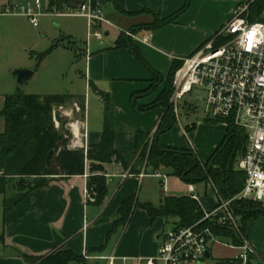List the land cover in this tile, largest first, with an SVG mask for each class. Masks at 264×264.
I'll return each instance as SVG.
<instances>
[{
	"label": "crops",
	"instance_id": "obj_1",
	"mask_svg": "<svg viewBox=\"0 0 264 264\" xmlns=\"http://www.w3.org/2000/svg\"><path fill=\"white\" fill-rule=\"evenodd\" d=\"M24 1L26 0H0V7ZM211 2L227 4L230 6L229 10L219 18V23L214 29H198L195 26L198 23L204 24V21L201 20L203 18L199 19L201 14L195 19L192 18L194 7L198 3ZM187 5L188 0H115V4L104 7L105 17L113 27L104 26L102 32L106 41L91 40L82 55L86 86V112L83 122L88 134V149L98 145L102 137L105 104L100 93L107 94L110 99L109 120L115 132L116 150L134 152L137 133H149L154 137L165 115V109L157 106L141 110L138 107L150 106L157 101L165 89V74L168 72L169 75L173 62L183 61L211 42L241 3L237 0H190L188 7L184 9ZM146 11L156 14L161 20H169L174 16H177V19L162 28L153 29L151 25L154 16L145 13ZM18 18L26 17L4 16L3 24L11 29L19 24ZM132 31H138L136 34L139 41L133 42L146 65L138 61L129 48L115 49L121 34ZM179 32L198 35V38L191 46L178 52L173 48V38H176ZM146 37L149 41L143 43L142 39ZM2 54L0 49V58ZM82 60H78L79 65ZM153 72L163 78L157 93L150 96L138 95L150 88ZM14 73L12 69L0 67V74L7 81V85H4L3 78H0V90H3L4 86H13L14 80L7 76H14ZM76 94L82 93H69L74 97H82ZM8 96L11 95L0 93V111L3 110ZM62 113L61 111V118L66 117ZM187 127L185 130L181 126L186 142H183L182 138L179 141L171 139L166 134L161 135L160 142L167 148L192 150L195 153L196 149L193 144L191 147L189 142L190 132L194 134L196 128L192 125ZM4 129L5 121L0 119V134ZM90 166L91 163L86 161L83 176L56 177L48 187L29 194L20 191L15 187L16 182H13L6 194L0 195V264H26L25 256L45 257L56 251H71L83 257L84 264H106L105 258L110 255L130 259L154 257L164 235L178 228V220L153 219L145 210L137 207L127 225L116 229L114 223L118 210L127 197L136 196L140 205L151 203L158 207L167 197H191L189 188L193 186L205 213L213 211L219 203L216 190L211 184L187 185L179 178L169 176L165 169L159 170L162 177L149 172L142 178L141 174L145 173V169H142L139 175H133L131 169L125 170L122 164L112 162L104 166L103 176L108 185V195L104 203L86 206L87 184L92 175ZM144 186L147 195L140 199L139 192ZM247 240L256 252L251 264H264V218L250 221ZM237 253L235 248L216 245L210 249V257L200 264L206 259H213L217 264L233 261Z\"/></svg>",
	"mask_w": 264,
	"mask_h": 264
},
{
	"label": "trees",
	"instance_id": "obj_2",
	"mask_svg": "<svg viewBox=\"0 0 264 264\" xmlns=\"http://www.w3.org/2000/svg\"><path fill=\"white\" fill-rule=\"evenodd\" d=\"M92 1L95 7L115 4V0ZM189 2L190 0H188V5ZM249 2H253L249 9L252 19H259L264 11V0H250ZM48 6L50 11L57 12L74 8L72 0H48ZM145 13L154 16V22L151 25L153 29L162 28L177 19V16H174L169 20H161L150 11ZM137 32L132 31L134 34ZM217 35L218 33L215 37ZM57 47V45L53 46L49 52ZM124 48H129L138 61L146 65L139 50L134 46L133 40L122 33L115 49ZM182 64L183 61L175 60L173 62L165 89L154 104L138 107L141 110L157 106L163 107L165 115L153 140L149 133L136 134V149L132 153L120 152L115 149V132L109 120L110 99L107 94L99 92L105 104L101 141L98 145L91 146L87 152L84 149L70 150L68 148L69 138H67L69 132H60L54 125V109L63 107L74 100L80 103L81 112L85 118L86 102L84 97L71 95L42 97L24 95L22 92L8 96L3 110L0 111V119L4 118L5 120L4 132L0 134V195H5L13 182H16L15 187L20 191L29 194L37 189L48 187L56 177L83 176L86 170V161H89L92 175L88 179L87 189L91 194L94 192L97 194L96 204L98 205H102L108 195L107 179L103 173L104 166L112 162L122 164L125 170L131 169L130 172L133 175H139L142 169H145L146 174L165 169L169 176L179 178L187 185L211 184L216 190L219 201L237 196L242 191L245 182V174L238 169V163L246 154L249 143L244 130L230 124L226 128L223 141L207 162L200 161L192 150L167 148L160 142L161 135L170 131L177 123L170 100L174 93V77ZM162 81V76L153 72L150 88L138 95H153ZM134 104H136L135 101ZM208 123L218 124V122ZM54 151L55 153L51 155ZM137 207H141L153 219H177L178 228L191 227L201 222L205 217L200 203L190 196L167 197L158 207L151 203L140 205L136 196H130L122 202L118 210L114 223L115 228L127 225ZM231 210L235 217L240 219L239 231L231 226H221L213 221L202 223V227L210 228L216 237L238 247L243 244V239H247V228L250 221L264 216V209L255 202L241 201L233 204ZM24 259L26 264H84V258L71 251H56L45 257L25 256ZM218 264L240 263L233 260Z\"/></svg>",
	"mask_w": 264,
	"mask_h": 264
},
{
	"label": "built area",
	"instance_id": "obj_3",
	"mask_svg": "<svg viewBox=\"0 0 264 264\" xmlns=\"http://www.w3.org/2000/svg\"><path fill=\"white\" fill-rule=\"evenodd\" d=\"M81 2L78 7L67 9V13L55 10H49V13L57 17L85 19L87 45L93 39L103 41L102 28L113 27L105 17L104 7H95L92 0ZM251 3L238 5L218 35L196 54L183 60L174 77V93L170 100L177 117L181 100L194 92L202 94L205 102L203 115L207 122L222 123L226 128L233 124L246 132L248 149L238 163V169L245 174L242 191L229 200L221 199L218 207L205 213L201 222L166 233L156 256L130 259L110 255L105 258L106 264H200L216 245L237 249L234 260L240 264H251L252 256H256L247 239L237 247L216 237L210 228L202 227V223L213 221L239 231V218L230 209L238 200L255 202L264 209V11L259 19L253 20L249 10ZM44 15L42 0H26L0 7V16H24L34 28L39 27V20ZM125 34L133 41H139L137 34ZM148 41L147 37L142 39L143 43ZM75 126L79 127V135ZM70 128L75 140L69 149L87 152L85 123L75 121ZM189 143L193 147L191 141ZM145 174L142 173L141 177ZM153 175L162 177L159 171ZM189 191L191 198L199 201L193 186ZM96 199L97 194H91L87 189L85 205L96 203Z\"/></svg>",
	"mask_w": 264,
	"mask_h": 264
},
{
	"label": "rangeland",
	"instance_id": "obj_4",
	"mask_svg": "<svg viewBox=\"0 0 264 264\" xmlns=\"http://www.w3.org/2000/svg\"><path fill=\"white\" fill-rule=\"evenodd\" d=\"M237 1L238 3L246 4L250 0ZM196 7H194L195 10L191 16L195 19L201 14L199 19L203 18L201 20L204 21V24L200 25L198 23L195 27L198 29H214L219 23V18L228 12L230 6L211 2V4L198 3ZM43 12L45 15L40 18L39 27L37 28H34L27 18H18L19 24L10 29L3 24L4 16H0V38H3L0 41V49L3 51L0 58V67L3 66L8 70L12 69L13 73L17 70H28L33 73V77L24 85H19L13 74L8 75L7 78L14 80L13 86H4V89L0 90V93L15 95L18 92H22L24 95L43 97L69 95L73 91L74 93H82L76 95L85 98V70L82 55L87 49V22L83 18L53 16L49 13L48 0H43ZM60 12L67 13L68 10ZM197 38L198 35L192 36L191 33L181 34L179 32L176 38H173V46H175L173 48L179 52V50L181 51V49L191 46ZM104 41H106L105 37ZM56 45L58 47L49 52ZM47 52L49 53L43 57ZM80 59L82 60L81 65H79L78 61ZM167 76L168 72L165 74V81H167ZM0 78H3L1 74ZM3 83L7 85L5 77L3 78ZM156 93L157 91L154 95ZM59 109L66 117L61 118L59 123L55 122L54 119V125L60 132H69L67 138H69L68 148H70L75 140L70 124L77 120L83 122L84 117L81 112L80 103L77 100L71 101L67 105L59 107ZM204 109L205 102L202 99V94L194 92L186 96L185 99L179 102V110L176 117L177 123L170 131L163 135L166 134L169 138L177 141L182 138L183 142H186L185 136L182 135L181 126L185 130L188 129L187 126H195L194 134L190 132L192 144L196 149L195 154L200 161L207 162L217 145H219V141L223 139L226 126L222 123H208L203 115ZM145 188L144 186L139 192L140 199H144L147 195ZM241 201L238 200L233 204ZM260 218H264V216L258 219ZM239 225L241 226L240 219ZM203 264L217 263L213 259H206Z\"/></svg>",
	"mask_w": 264,
	"mask_h": 264
},
{
	"label": "water",
	"instance_id": "obj_5",
	"mask_svg": "<svg viewBox=\"0 0 264 264\" xmlns=\"http://www.w3.org/2000/svg\"><path fill=\"white\" fill-rule=\"evenodd\" d=\"M81 0H72V6L78 7L81 4ZM14 76L17 78V82L19 85H24L28 80H30L33 77V73L28 70H17L14 73ZM54 119L55 122L59 123L61 121V110L59 108L54 109ZM55 153L52 152L51 155ZM163 193V192H162ZM210 254L207 252L206 258H209Z\"/></svg>",
	"mask_w": 264,
	"mask_h": 264
},
{
	"label": "bare ground",
	"instance_id": "obj_6",
	"mask_svg": "<svg viewBox=\"0 0 264 264\" xmlns=\"http://www.w3.org/2000/svg\"><path fill=\"white\" fill-rule=\"evenodd\" d=\"M78 131H79V127L75 126V132H76L77 135H79Z\"/></svg>",
	"mask_w": 264,
	"mask_h": 264
}]
</instances>
